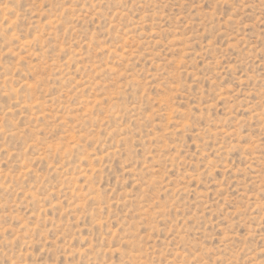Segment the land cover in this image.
<instances>
[{
  "label": "rangeland",
  "instance_id": "374dc122",
  "mask_svg": "<svg viewBox=\"0 0 264 264\" xmlns=\"http://www.w3.org/2000/svg\"><path fill=\"white\" fill-rule=\"evenodd\" d=\"M0 264H264V0H0Z\"/></svg>",
  "mask_w": 264,
  "mask_h": 264
}]
</instances>
